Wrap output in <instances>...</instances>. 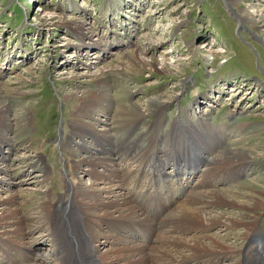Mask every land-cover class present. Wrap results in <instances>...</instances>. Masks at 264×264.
I'll list each match as a JSON object with an SVG mask.
<instances>
[{
    "label": "rangeland",
    "instance_id": "obj_1",
    "mask_svg": "<svg viewBox=\"0 0 264 264\" xmlns=\"http://www.w3.org/2000/svg\"><path fill=\"white\" fill-rule=\"evenodd\" d=\"M238 1L230 9L226 0H0V86L12 91L9 96L3 92L2 98L11 106L10 125L30 123L26 131L18 134L14 128L7 133L9 138L17 137L11 151L3 150L5 160H0V168L8 166L5 179L13 181L11 186L7 181L0 185V199L9 192L17 194L22 213L33 217L34 207L45 196L42 191L51 190L49 198L56 200L65 194L64 183L82 178L84 187L89 182L83 171L87 167L74 172L76 161L84 156L78 141L67 138L69 123L76 105L91 99L96 76L112 67L122 72L112 92L124 96L123 104L138 103L145 110L151 98L164 95L161 101L167 104L161 130L167 133L170 123L184 115L195 122L196 117L205 116L212 127H242L226 135L224 146L235 145V150L246 153V170L235 184L231 181L236 179L227 178L217 189L231 195L244 193L245 188L257 193L262 204L251 212L242 205L244 199L235 201L234 210L217 201L219 207H210V214L244 216L228 225V230L211 227L204 233L226 245L253 248L259 236H264V0ZM238 14L254 17L255 22L242 24ZM98 42L102 47L85 45ZM125 52L147 62L157 61L159 70L142 69ZM162 60L172 71L158 73ZM131 65L137 73H125V66ZM83 90L89 92L77 101L67 97ZM198 100L201 105L196 106ZM145 116L144 122L154 120L153 114ZM93 117L91 122L100 130L107 115L99 111ZM144 131L136 130L131 138H139ZM200 137L206 138L205 148L213 146L211 137ZM187 142L191 155H196L191 140ZM62 143L68 149H61ZM216 145L211 149L214 153L205 157L221 149V143ZM234 161L232 166L239 171V156ZM205 164L200 163L197 174ZM222 167L218 166L220 172L226 170ZM46 172L50 175L41 184ZM194 180L189 181V188ZM35 251L54 255L47 241ZM240 259L242 255L223 257L216 264H238Z\"/></svg>",
    "mask_w": 264,
    "mask_h": 264
},
{
    "label": "bare ground",
    "instance_id": "obj_2",
    "mask_svg": "<svg viewBox=\"0 0 264 264\" xmlns=\"http://www.w3.org/2000/svg\"><path fill=\"white\" fill-rule=\"evenodd\" d=\"M226 1L230 9L239 4L238 0ZM236 16L242 24L255 22L247 14ZM255 34L259 36L257 31ZM85 45L102 47L99 42ZM124 54L132 56L134 64L142 69L159 70L155 60H140L133 52ZM159 65L161 72L158 73L172 71L171 65L163 60ZM125 67L128 71L125 73L138 71L134 65ZM108 70L96 76L91 99L76 105L69 123L67 138L78 141L84 156L76 161L74 172L87 167L83 171L89 176V182L84 187L82 178L64 183L65 194L56 200L49 198L51 190L42 191L45 196L34 207L33 217L22 213L17 194L9 192L6 198L0 199V264H216L223 257L235 255H242L238 264H264V236H259V243L255 242L253 248H237L204 233L211 227L226 230L244 216H234L233 212L226 216L222 212L210 214L209 208L217 209L218 202L234 210L235 201L244 199L242 205L251 212L262 204L257 193L252 194L245 188L246 192L231 195H227L229 191L217 189L227 178L236 179L231 181L235 184L246 170L244 163L249 158L246 153L235 150L233 141V147L224 146L226 135H231V130L237 133L242 127H212L205 116L196 117L195 122L186 114L183 119H174L167 133L161 130L164 104H167L161 101L164 95L151 98L145 110L138 103L123 104V95L112 92L114 80L118 81L122 72L112 67ZM5 87L0 86V160L3 161V150L11 151L12 140L17 137L9 138L7 133L14 128L17 133L26 131L30 126V123L12 126L8 122L11 106L4 103L2 93L9 96L12 91ZM88 92L75 91L67 97L77 101ZM199 104L196 101V106ZM99 111H104L107 119L97 130L91 121ZM192 112L196 114L193 106ZM146 113L153 114L154 120L144 122ZM139 129L145 131L132 139L133 132ZM201 135L211 137V148H205L206 138L203 140ZM142 136H145L144 145ZM188 139L192 152L202 157L191 155ZM217 142L221 143V149L205 157L207 153H214L211 149ZM62 148L68 149L64 143ZM236 156L242 165L237 167L239 171L232 166ZM202 162L206 166L197 174ZM227 165L230 166L226 168ZM218 166L226 170L220 172ZM93 169L101 170L92 172ZM8 171V166L0 168L3 176L0 185L7 181L5 184L11 186L13 178L5 179ZM49 175V172L42 174L40 183L46 182ZM194 178L189 188L188 183ZM172 192L177 194L172 196ZM45 241L50 243L54 255L36 254L35 250ZM145 242L149 245L144 246Z\"/></svg>",
    "mask_w": 264,
    "mask_h": 264
}]
</instances>
